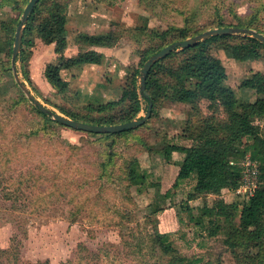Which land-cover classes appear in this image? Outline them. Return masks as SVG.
<instances>
[{"label":"rangeland","instance_id":"rangeland-1","mask_svg":"<svg viewBox=\"0 0 264 264\" xmlns=\"http://www.w3.org/2000/svg\"><path fill=\"white\" fill-rule=\"evenodd\" d=\"M65 1L66 46L57 53L53 44L27 33L14 61L16 78L11 66L14 32L7 41L6 30L13 28L11 20L15 30L22 11L10 10L8 1L0 0V264H166L172 257L162 256L157 246L151 248L155 228L169 237L176 255L196 264H239L224 242L226 230L209 237L189 217L201 215L208 228L203 213L214 201L240 206L248 193L243 185L238 190L241 172L250 168L260 173L264 165L247 156L236 164L240 172H228L218 196L192 198L188 173L179 175V167L164 164L157 154L165 139L190 144L179 138L185 121L200 116L190 109L189 93L175 103L157 105L146 122L129 132L103 138L31 111L34 106L19 84L51 112L85 115L119 98L127 78L140 70L144 51L158 44L151 33L185 28L191 35L217 24L236 28V16L247 20L255 15L248 29L264 35V0ZM108 31L118 40L99 51L101 62L79 63L78 54L96 48L85 45L81 36ZM232 36L219 44H233L247 35ZM220 46L211 54L224 66L225 89L211 108L199 102L200 114L215 120H225V106L252 104L257 96L245 80L255 72L264 74V55L235 61ZM60 58V76L68 82L63 93L44 78L46 66ZM140 103L134 119L146 113L147 104ZM263 123L254 122L260 129ZM260 147L258 159H264V142ZM172 155L176 161L182 157ZM131 159L147 176L140 192L126 181ZM233 224L241 228L239 213ZM238 242L240 247L233 250L241 260L261 249L243 239Z\"/></svg>","mask_w":264,"mask_h":264},{"label":"trees","instance_id":"trees-1","mask_svg":"<svg viewBox=\"0 0 264 264\" xmlns=\"http://www.w3.org/2000/svg\"><path fill=\"white\" fill-rule=\"evenodd\" d=\"M7 1L10 4V10L18 11H22L21 9L27 3V0H24L22 5L17 0ZM67 9L65 0H39L28 16L21 42H23L24 36L30 33L45 44H53L55 52H62L66 46ZM251 17H255V15ZM251 17L244 20L236 16L238 25L235 27L249 28ZM10 22L13 28L11 29V26L6 30L7 41L15 31V21L11 20ZM216 27L221 28L222 25L217 24ZM201 32L202 30L189 35V30L185 28H169L160 34L151 33L158 44L155 48L144 51L140 60L144 62L164 46ZM231 38H233L232 35L209 37L188 48L173 51L158 60L146 76L144 95L142 96L138 94L136 77L139 71L137 70L127 78L117 100L104 106L91 108L82 116L67 113L65 115L90 124L115 125L131 121L138 115L141 110L140 99L146 104L149 101L152 103L151 112L153 113L155 107L162 102L175 103L181 99V94L185 96L186 93H189L190 109L194 115L200 116L185 121V127L179 138L189 141L190 144L185 145L165 139L157 154L161 156L164 164H173L179 167V175L188 173V178L192 179V196L194 194L192 198L199 195L218 196L228 172H240V167L236 165L238 162L248 156L249 160H257L259 164L264 165V159H258L261 153L260 144L264 142V123L263 129L254 124L255 120L264 122L263 73L255 72L245 80L246 86L253 90L257 96L252 104L240 103L236 107L225 106V120H215L212 116H203L199 111L201 100L206 101L208 108H211L225 89V69L221 61L211 54L213 47L221 45L220 49L235 61H255L263 58L264 45L248 35L233 44H219ZM81 40L88 47L109 48L114 46L118 39L112 31H108L105 34L81 36ZM102 56L100 52L87 50L77 55V61L81 64H99ZM61 60L60 58L56 63L48 64L44 71L47 83L59 93L65 92L68 88V82L60 76V70L63 68ZM0 66L2 67L1 64ZM16 104L17 101L13 105L16 106ZM32 110L42 117L46 116L36 107H31ZM126 132L129 131L96 135L111 138ZM242 139L245 141L243 142ZM173 153L182 154L181 160H173ZM126 170L127 183L136 187V190L140 192L146 184V173L140 170L135 159L129 160ZM236 213H239L241 228H237L233 224ZM203 214L208 218L206 221L208 228L204 226L201 215H191L189 221H194L195 225L205 230L209 237L215 236L223 229L226 230L227 238L224 242L232 250L231 253L239 264H264V171L258 173L256 188L240 206L237 203L227 204L216 200L211 206L204 209ZM238 239L257 245L261 249L256 256H247L241 260L233 250L240 247ZM151 241V248L157 246L162 256L172 257V260H167L166 264H196L197 262L176 255L169 237L161 235L157 228L154 229Z\"/></svg>","mask_w":264,"mask_h":264},{"label":"water","instance_id":"water-1","mask_svg":"<svg viewBox=\"0 0 264 264\" xmlns=\"http://www.w3.org/2000/svg\"><path fill=\"white\" fill-rule=\"evenodd\" d=\"M39 0H28L26 5L24 6L21 17L19 22L16 25L14 36H13V43H12V52H11V66L14 71L15 77V66L14 61L20 51L21 47V41H22V33L25 23L27 22L28 16L31 14L35 4ZM232 34H244L248 35L249 37L259 41L264 45V35L250 30L248 28H232V27H226V28H213L206 31H203L197 35H194L192 37H188L181 41L173 42L169 45L164 46L159 51L151 55L147 60H145L139 70V75L137 76V82H138V94L140 96L144 95V89H145V79L146 76L151 69V67L160 59L167 56L173 51L181 50L184 48H188L195 43L199 41L206 40L209 37L213 36H219V35H232ZM17 78V77H16ZM20 88L22 89L23 93L25 94L26 98L32 103L34 107H36L41 113L45 115H50V117L56 122L59 123L62 126L68 127L73 130L86 132V133H93V134H104V133H118L122 131L132 130L140 125H142L144 122H146L151 114V108L152 103L149 101L146 108V113L138 118L133 119L128 122L115 124V125H96V124H90L87 122H82L78 120H74L65 116H62L60 114L54 113L43 107L28 91V89L25 88L23 84H19Z\"/></svg>","mask_w":264,"mask_h":264},{"label":"built area","instance_id":"built-area-1","mask_svg":"<svg viewBox=\"0 0 264 264\" xmlns=\"http://www.w3.org/2000/svg\"><path fill=\"white\" fill-rule=\"evenodd\" d=\"M257 176H258V173L253 171V170H250V168H248L247 170L244 169L241 172V177H240L241 180L238 181V184H239L238 190L240 192V186L243 185L244 186L243 191L248 192L246 194L247 198L252 194L253 190L256 188ZM247 186H249V187H247ZM247 188H250V189H248V191H247Z\"/></svg>","mask_w":264,"mask_h":264},{"label":"crops","instance_id":"crops-1","mask_svg":"<svg viewBox=\"0 0 264 264\" xmlns=\"http://www.w3.org/2000/svg\"><path fill=\"white\" fill-rule=\"evenodd\" d=\"M101 49H102V48H95V49H93V50L99 52ZM173 156H174V155H172V159L175 160V158H174ZM180 156H182V154H180ZM181 158H182V157H179V158L177 159V161L181 160ZM166 165H170V164H166ZM171 165H173V164H171ZM174 166H176V165H174Z\"/></svg>","mask_w":264,"mask_h":264}]
</instances>
